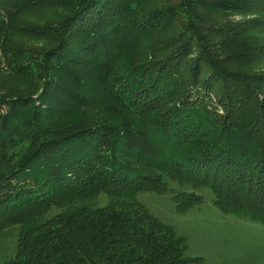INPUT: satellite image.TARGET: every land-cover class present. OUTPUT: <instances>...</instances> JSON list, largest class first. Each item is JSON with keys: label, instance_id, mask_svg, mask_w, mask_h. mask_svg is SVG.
Returning <instances> with one entry per match:
<instances>
[{"label": "trees", "instance_id": "16d2710c", "mask_svg": "<svg viewBox=\"0 0 264 264\" xmlns=\"http://www.w3.org/2000/svg\"><path fill=\"white\" fill-rule=\"evenodd\" d=\"M70 1L63 21L45 25L57 50L40 51V86L3 101L7 110L0 113V159L14 170L6 179L30 178L20 179L28 193L11 203L24 207L43 195L56 205L53 220L33 237L34 249L19 242L18 264H189L183 236L158 233L146 210L122 201L125 186L101 215L94 193L72 194L73 178L98 168L102 147L110 148L113 163L162 159L189 185L203 177L215 204L264 222V73L257 66L264 43L257 41L256 19L235 18L264 0ZM38 2L0 0V26L13 32ZM94 97L112 123L92 113ZM17 143L21 153H9ZM132 181L139 183V175Z\"/></svg>", "mask_w": 264, "mask_h": 264}, {"label": "rangeland", "instance_id": "374dc122", "mask_svg": "<svg viewBox=\"0 0 264 264\" xmlns=\"http://www.w3.org/2000/svg\"><path fill=\"white\" fill-rule=\"evenodd\" d=\"M66 2L72 3L70 0H40L22 12L18 22L22 26L14 27L13 32H5V25L0 26V113L7 110V105L3 101L27 95L33 91L34 85L40 86L41 79L37 73L41 70L36 66L41 57L40 51L50 48L57 50L50 29L46 26H55L72 11L71 7L65 9ZM162 2L156 1L153 6ZM59 3L60 5H57ZM235 16L236 19H256L257 41L264 43V3L257 5L253 13H240ZM165 55L166 50H163L159 58ZM258 57L260 58L258 71L264 73V51L258 53ZM126 60L127 57L119 59L117 69H121ZM248 60L251 59H245L244 65L245 68L251 69L254 64ZM116 73L118 76L121 75L119 72ZM93 89L95 87L91 83L87 91L91 92ZM260 92L262 98L264 89ZM35 96L36 94L32 100ZM93 102L92 113L102 118L100 122L112 123L107 119L109 116L103 109L104 103L96 97ZM218 106L220 113L223 114V107L219 104ZM26 108L28 112H32L33 102L26 105L24 109ZM80 115V110L73 112L69 115L68 121H73ZM21 145L23 144L17 143L9 149V153L20 154ZM102 148L96 149L99 152L97 157L100 158L98 168L74 177L75 193H72L77 196L85 192L94 193L95 199L92 201L94 204H91L95 206L99 215L103 209L119 201L116 199L118 186H125L127 196L122 201L128 206H141L146 210L154 219L158 233L167 234L176 230L183 236L187 249L182 251L186 254L185 258L189 264H234V260H241L242 264H255V258L264 264V252L262 253L264 222L253 219L243 212L232 213L225 206L223 208L215 204L218 196L212 191L202 189L201 184L205 181L203 177H200L202 180L188 179V183L191 184L189 185L162 159L134 156L132 162L118 164L110 161L105 153L110 148L104 147L103 151ZM88 153L86 155L93 164V159ZM6 164L0 159V264H18L19 242L21 241V246L23 245L25 249L33 250V237L44 230L42 226L46 219L53 220L56 205L51 204V200L43 195H37L35 199L33 196L29 197L24 207L11 203L14 195L22 196L28 193L29 186L26 185L28 182H20V179L30 178H25V174L21 173L7 180L8 174L14 170L13 165L10 167ZM199 174L205 177L201 171ZM138 175L140 182L133 184L132 179ZM224 176L220 175L219 179ZM110 178L116 179L108 180ZM84 179H88V184L83 185V190L80 185ZM154 181L158 184L154 188H148ZM213 184L209 181L206 186ZM19 185L24 187L18 190ZM255 223L260 225L254 227ZM50 224L54 225L55 222Z\"/></svg>", "mask_w": 264, "mask_h": 264}, {"label": "crops", "instance_id": "0c3cea01", "mask_svg": "<svg viewBox=\"0 0 264 264\" xmlns=\"http://www.w3.org/2000/svg\"><path fill=\"white\" fill-rule=\"evenodd\" d=\"M256 225H260V224H254V227H258V226H256ZM258 229H260V228H258ZM264 251H263V249H262V253H263Z\"/></svg>", "mask_w": 264, "mask_h": 264}]
</instances>
